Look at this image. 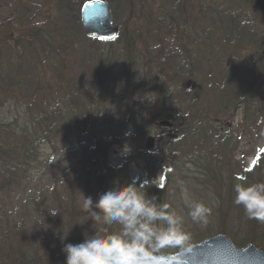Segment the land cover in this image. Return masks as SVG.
<instances>
[{
    "label": "trees",
    "instance_id": "16d2710c",
    "mask_svg": "<svg viewBox=\"0 0 264 264\" xmlns=\"http://www.w3.org/2000/svg\"><path fill=\"white\" fill-rule=\"evenodd\" d=\"M4 1L5 0H0V10L5 6ZM38 1H40L42 5L44 4L46 6L53 3L55 8H57V11L55 10V12L60 13V17H56L57 13H54V19L47 17L46 20L36 23L33 17H28L26 0H20L16 7L19 15L18 20L15 22L16 26L12 25L13 23L10 22H5L0 25V92H3V95H1L4 97L5 95L6 97H9L10 95L13 101L12 105L15 106H17L20 101L27 108L26 112L31 114L29 119L25 117L22 119L20 116L14 117L13 115L1 116L0 114V180H5V185L19 186L29 182L31 175H29L28 172L32 167L31 163H36L38 161L41 162V160L47 156L41 152V144H48L51 148H55V144L52 141L53 137L51 136H58V127L61 129V133H69L74 138H76L78 133L83 130H87L86 132L90 131L92 124L90 122L88 123V113L93 114V112H89L88 106L87 117L82 121L78 118V114H75L74 107L63 108L59 107V105H48V101L50 100L49 98H54L51 97L53 93V82H51V79L53 77L50 75L55 74L54 77H57V75L64 76L65 73L69 72L70 67L72 70L73 68L77 69V63H75L76 60L71 61L74 62L73 65H69L71 62L69 63L67 61L69 58L72 59L77 57V55L82 52L81 49L85 48L83 45L86 44L84 41H91V44L88 46L89 51H87V56H93L94 58L91 60L95 59L96 61H100L102 68L99 69L95 67V65L91 68L90 64L92 62H90L89 66H83L82 70L85 69L86 73L89 72L95 82H101L100 84H96L99 88L116 86V84H120L122 82L119 93H117V91L116 94L110 93L112 96L116 97L110 98L111 100L109 104L111 107H113L115 103L122 105L126 111L128 120L132 121V124L130 127L128 126L127 129L128 132L131 131L129 132L130 138H128L126 133L119 136L114 132L110 135L111 139L101 136L97 139V143L92 145L91 149L93 152L90 160H92L91 162H95L92 163V175L96 180V189L93 193L94 195H92L94 201L99 198L100 194L111 189L116 181H119L121 185L132 183L134 181L140 183L138 180L131 179L129 175L127 176L123 166L116 167L108 163L107 156L108 151L110 150V144H107L109 142L120 143L124 146H131L132 141L137 139V135L142 137L151 126L159 127L157 125L159 122L158 120L162 118V120H168L172 123V127L170 128L162 127L167 131L173 132L174 130H178V125H181V127H185L184 132L186 134H191L194 137L199 136V139L202 142L208 143L211 138H216L217 140L214 141L216 151L212 152L209 158L213 159L214 163L216 160L224 162V159L230 158L232 150L236 147L238 148V145L241 143L238 137L241 136L243 138L247 128H249L252 124L255 125L253 121L258 120L255 122H259L258 118L264 114V91H262V87L264 86V28L256 24V18L253 15L247 16L251 18L244 21L243 19L246 15L240 12L237 8L234 6L232 9L224 7V5L216 3L214 0H169V6L171 9H168L167 0H150L151 6L146 9L144 14V7L149 0H131L132 4L130 3L131 9L128 16L132 18L134 17L135 22V19H137L135 16L139 14L138 19L142 24L145 22H147L150 26H154L156 24L157 29L154 27L153 33L163 32L162 25H166L167 22L168 25L171 24V22L168 21L169 19H171L172 22L174 19H178V21L181 22L180 25L176 23L174 26L177 28V32H175V36L173 37L174 41L172 45L178 46L182 50L181 55L183 60L181 61L185 71L183 74H178L176 67L172 68L168 65V53H171V51L165 50V48L163 49V44L160 43L158 44V49H163L165 51L162 53L161 58L156 59L155 61L146 53L142 56V58L148 59L147 62L151 63H148V65L152 70L147 76L145 75L147 77V81L144 80V77L136 80L133 79V72L135 71L136 66H132L131 61L129 62L130 65H126L127 61L123 64V68L120 69L119 78H117L115 83L111 84L107 81L103 82L100 76L108 79L111 78L109 61L111 56L110 54L114 51V40L104 41L88 37L82 28L80 14L81 8L86 1L90 0ZM101 1L107 2V0ZM119 1L125 2L127 0H116L118 4H120ZM245 1L246 3L243 5L244 8L254 5L256 8L255 14L257 16L262 15L264 18V0ZM108 2L111 6L113 14L114 3L109 0ZM248 3L251 5H248ZM42 10L40 9L38 13L40 14L39 17H41V14H44L42 13ZM1 17L2 16H0V19H2ZM143 17L145 20H143ZM157 17L161 18L158 19L159 22L156 20ZM7 18L8 16L4 17V19ZM66 18L70 20L67 21ZM132 18L128 17L126 24H132L130 22L133 20ZM71 20L74 21V23L70 22ZM204 20L205 24L202 23ZM218 21L221 24L220 31H222L224 35L222 40H220L218 36L214 37L217 33L215 28H212L215 22ZM194 23H197L196 26L198 28H190V26ZM209 24H212V27L209 26ZM118 26L120 28V24ZM72 27H74L73 31H75V35L77 36L76 39L71 38L70 30ZM236 32H238L239 37L237 36L236 39H233L232 36ZM161 36L163 37V35ZM54 37L58 38V42L55 43ZM118 38H120L122 42H120V51H118V49L117 54H121L122 52L125 58L129 60V54L126 53V50H128L126 48V43H131V48L134 44L132 49L135 50L138 46L140 48V44L134 43V38L128 34H119L117 39ZM94 41H99L100 43L102 42V45L100 46L98 44L100 47H96L93 44ZM247 41H249L250 48L255 51V54H253L251 58L247 57L243 61V55L241 56L237 53V49L240 50L241 47H244V43ZM203 48L205 49V53L210 56V61L215 64L216 60L215 65L219 68V70H215L218 73L220 71L224 75L225 80H227L224 84L222 82H218L219 84L212 85V89H215V91L221 89L222 85H224L222 93L217 97L218 99L215 106L217 108H221L222 112L220 114L231 116L237 115V117L242 118L241 125H236L237 131L234 133H225L224 131V133H221L219 131L217 134L205 127L206 124H211L214 120L218 123L220 121L219 116L214 118L210 114L211 107L207 106L206 109L204 103L205 101L200 103L197 107L198 110H203V114L190 113L183 109L185 108V105L188 104L186 102L187 99L191 98L192 88L189 86L190 83H192V78H195L196 75L198 76L201 69L203 70V64L201 65V63L204 57L199 60L196 58V52L198 49ZM148 50L151 52L149 48ZM216 50L220 51L219 57H222V60H220L219 57L218 59H215L214 56ZM56 52L68 54L65 60L62 58L59 59V70L56 67L50 66L51 58L58 55ZM207 54H205V57ZM206 58L208 59V57ZM30 75L35 76V79H33L36 84L32 87L35 88V92L40 93L41 98L42 96H46L41 99L38 104H32L34 97L32 100H30V98L27 100V97L22 92L27 80L32 79L28 77ZM176 78L182 81H186L188 78L189 85L182 84ZM148 81L150 84H145ZM145 86H150V89L145 91ZM207 86L209 87V85ZM63 87L67 88L69 86ZM202 88L204 89V87ZM210 88L211 87H209V89ZM122 90L123 94L121 93ZM139 90L143 91L139 92ZM30 91H33V89ZM41 91H43V93ZM65 91H67V89H65ZM208 92L209 90L205 92V95H207ZM99 94L102 95L103 100L106 99V95L101 91H99ZM67 95L71 98L75 97L71 95L70 91ZM31 96H33V94ZM175 102H179L181 105H178L177 108L174 106ZM89 103H91V99H89ZM148 105H154L153 108L160 106L164 112L151 115L152 113L146 111ZM0 106H3L2 103H0ZM193 107L194 106H191V108ZM37 112L38 115H36ZM105 112H107L108 115L109 111L106 108L103 110V120L110 118L105 115ZM59 115H62L63 117ZM90 116L93 117L91 114ZM70 117L73 118L71 121ZM97 117H100V114H98ZM95 120L96 121H94V123L98 121V119ZM54 131H57V134L53 133ZM107 131V133L111 132L110 130ZM233 134H235V138H237V141L239 140V142H237L236 139L233 141L231 137ZM180 135L181 134L179 133H172L169 134L165 140L167 147L171 150V155L169 157H171L172 162L179 159L182 154H185L184 149H186V147L195 148L196 150L198 149L197 141L188 143L184 140V137ZM165 136H167V134ZM237 143L238 145L236 146ZM214 146L209 145V147L215 149ZM68 148L72 149L70 147ZM79 149L80 147L74 151L78 152L77 150ZM217 149H219L220 152ZM170 152L168 151V154ZM196 156L197 154H192V157ZM98 161L102 163H96ZM204 169L208 171H202L200 174L196 172V185H201L205 183V181L211 185L214 183V185L209 188L213 189L216 185L215 188H217V191L215 192L214 199H216L218 204H220L221 200L229 198L230 206L228 209L232 210L228 211H235V215L237 214L238 217L234 218L237 221H244L245 223L250 224L249 226L252 228H249L246 225L243 226L249 234V236H247L248 238L244 242L234 240L233 238L235 237L228 231L229 229L224 226L218 227L213 231L206 232L203 237H195L191 242L193 243L199 241L209 235L220 232L230 236L239 247H244L250 243H259L255 239L264 237V223L254 219H248L245 215L243 207L234 204L233 201L235 193L233 191V187L236 183L240 182L254 183L264 181V147L260 148L257 152L253 165L242 168L240 172L232 170L229 177L226 179L221 177L216 171L212 172V168ZM165 173L166 178L162 183H158L152 178L145 181V184L148 185L146 189L148 194L150 196L155 195L162 202L165 201L164 195L167 192L166 188L170 181L168 172ZM203 179H205V181ZM220 185L226 186L227 193L224 192L221 194L222 190H218ZM46 198L47 192L39 190L37 195L33 194V196H28L26 200L24 199L27 204L25 205L23 212L19 213L21 222L18 227L21 228L30 221L29 217H31V211L32 214L38 213L40 217L46 221H52L56 232L60 233L62 228L63 236L70 239V242L67 243H81L78 235L73 234V230L68 228L69 222L71 221L63 222L64 225L62 226L61 220L59 219V206L55 207L54 210H51L47 202L44 203ZM70 208L72 209L71 214H76L75 216L71 215V218L74 217V219H77L82 217L81 205L77 200H72ZM51 213L57 214L52 215ZM8 214L9 213H6L4 209L0 211V235L2 234L1 229L3 223H5L6 227L10 226V215ZM216 216L227 218L228 214L221 215L216 213ZM83 217L85 218L87 215ZM16 228L14 227L15 231L17 230ZM237 228L241 230L242 225H237L235 229L238 230ZM251 236L255 237V239ZM1 238L0 258L4 259L5 264H39L40 258L37 257L34 260L31 257V253L25 250L29 249V246L21 245L22 247H16L15 245H10L9 247L4 248L2 243L3 239ZM63 246L64 244L62 243L57 244L56 247L51 246L53 248L52 251H46L47 248L42 249L45 252L44 256L47 258L41 260L43 262L42 263L40 261L41 264H49V262L51 264H66V254L62 251ZM33 248L41 249V247L38 246Z\"/></svg>",
    "mask_w": 264,
    "mask_h": 264
},
{
    "label": "rangeland",
    "instance_id": "374dc122",
    "mask_svg": "<svg viewBox=\"0 0 264 264\" xmlns=\"http://www.w3.org/2000/svg\"><path fill=\"white\" fill-rule=\"evenodd\" d=\"M20 0H5V6L0 10V16H2L0 19V25L3 23H13L12 25L16 26V20H18V13L16 10L17 3H19ZM110 2L113 1L114 3V9L112 14V21L115 25L120 24V35L128 34L134 38V43H139V46L135 49H132L134 47V44L131 48V43H126V53L129 54L128 57L130 58L127 60L125 58L124 54H117V50L120 48V42L122 40L120 38L114 39V51L110 55V68L111 69V78L108 79L106 77L100 76L101 80L107 81L108 83H115L117 78L120 76V69L123 68V64L127 62L126 65H130V61L132 62V66L135 67V71L133 72V79H140L144 77V80L147 81V75L149 72H151V67L148 65L151 64L150 62H147L148 59L142 58L143 54H147L152 59L156 61V59H159L162 57V53L165 52V50L171 51V53H168V65L172 68L176 67V70L178 71V74L184 73V68L182 66V50L178 46H174V36L175 32H177V28H175V24H181L178 19H174L172 22L171 19H167L171 22V24L168 25V22L166 25H162L163 32H154V27L156 28L157 25L150 26L145 22L144 24L141 23L138 19V15L135 16V22L134 17L128 16L130 14V3L131 0H127L125 2H120L118 4L116 0H109ZM216 3H220L221 5H224V7L228 8H237L240 12L244 13L246 17H244V21L249 20L251 16L253 15L256 18V24L264 28V18L261 16H257L255 14V6L248 3V5H251L250 7L244 8V3H246L245 0H214ZM108 2V0H107ZM109 3V2H108ZM132 4V3H131ZM150 0L147 2L146 6L144 7V14L147 8H149ZM168 9H171L169 6V0H167ZM26 5L28 7V17H33L34 21L36 23L42 22L43 20H46L47 17L55 18L54 13H57L56 17H60V13L55 12L57 8H55V5L53 3H50V5H42L40 1L38 0H26ZM40 9L42 10L41 17L39 13ZM221 9V6H220ZM57 11V10H56ZM254 12V13H253ZM174 14V13H173ZM8 16L7 19H4V17ZM146 16V15H145ZM132 18L130 22L132 24H126L127 18ZM243 17V16H242ZM160 18V17H159ZM157 17V21L159 22V19ZM67 21L70 19L66 18ZM161 19V18H160ZM143 20L145 18L143 17ZM73 22L74 21H70ZM117 23V24H116ZM119 23V24H118ZM205 24L204 22H202ZM147 24V25H146ZM197 23H194L190 26V28H195ZM203 25V24H201ZM212 24H209L211 26ZM167 26V27H166ZM212 27V26H211ZM221 24L218 22H215L214 26L212 28H215L217 35L220 40L223 38V33L220 31ZM198 28V27H197ZM157 29V28H156ZM74 27L70 30V35L72 39H76ZM196 32V31H195ZM139 34V35H136ZM141 34V36H140ZM163 35V37L161 36ZM238 36V32H236L232 37L233 39H236ZM239 37V36H238ZM121 40V41H120ZM55 43L58 42V38L54 37ZM86 44L83 45L82 52L77 55L75 58H69L67 62L75 61L77 63V69L72 70L70 67L69 72L65 73L64 76L57 75V77H54L55 74H51L53 78L51 79V82H53L52 85V96L54 98H49L48 105H59V107L63 108H75V114H78V118L82 121L87 117V106L89 112L88 113V123L90 122L91 129L90 131L86 132L87 130H83L80 133H78L77 137L74 138L69 133H61V129L58 127V136L52 135V141L55 144V148H51L48 144H41L40 150L42 153H44L46 158H43L41 162L31 163L32 167L29 170L28 174L31 175V179L28 183L21 184V185H5V180H0V211L5 210L6 213H9L10 215V223L9 227L5 226V223L2 224V234L0 235V238L3 239L2 243L4 245V248L9 247L10 245L21 246L26 245L29 246V249H24L31 253V257L35 260V258L39 257L40 261L43 259H46L47 257L44 256L45 252L42 249H46V251L50 250L52 251V247H56L57 244H66L67 242H70V239L68 237H64L61 228V232H56L54 223L52 221H46L38 213L32 214L30 211L29 219L30 221L27 222V224L23 225L21 228L20 226V214L24 210L25 205L27 202L25 200L28 198V196H33V194H38L39 190L47 192V198L44 203L47 202L49 208L51 210H54L55 207L59 206L60 208V220L62 226L64 225L63 222L71 221L69 222L68 228H71L73 230V234H77L80 242H83L85 239V234L93 235L94 234V228L93 224L94 221L90 218L88 212L84 210V200L85 197L94 195V191L96 189V180L92 175V163H95L94 161L91 162L90 157L92 156L93 150L92 145L97 143V139L101 136H105V138L111 139V134L114 132L116 135L121 136V134L126 133L128 138H130L129 131L128 132V126L132 124V121L128 120L127 114L125 109L122 107V105L114 104L113 107L110 106V98H115L116 96H112L110 93L116 94L120 92V88L122 85V82L120 84H116V86H111L108 88L105 87H97L96 84H100L101 82H95L93 80V77H91L90 73H86L85 69L82 70L83 66H89L90 64L91 68L97 67L99 69L102 68V65L100 61H96L93 56H87L88 55V46L91 44V41H84ZM96 42V43H95ZM162 43L163 49H158V44ZM93 44L96 47H100L102 45V42L94 41ZM100 46H99V45ZM245 46L241 47L240 50L237 49V53H239L241 56L243 55V61L247 57L251 58L253 54H255V51L250 48L249 41L244 43ZM151 52H149L148 48ZM175 49V50H174ZM112 50V47H111ZM120 51V49L118 50ZM243 52V53H242ZM58 53V52H56ZM67 53V52H66ZM220 51H215V59H218L220 56ZM205 49H198L196 52V58L197 60L203 58L202 60V67L201 72L196 75L195 78H192V83H190V86L192 88L191 90V98L187 99V105H185L184 110L190 113H204L203 110H198V106L200 103L204 102L206 109L207 106L211 107L210 114L216 118L217 116L220 117L219 123L214 120L211 124H206L205 127L208 130H212L213 132L217 133L220 131L221 133H234L236 132V125H241L242 118L237 117V115L231 116V115H224L220 114L222 112L221 108H217L215 106V103L217 102V97L222 93L223 86L221 89H218L215 91V89H212V85L219 84L222 82L223 84L227 81L225 80L224 75L219 71V73L215 70H219V68L215 64L210 61V56L207 54L205 57ZM58 56V57H57ZM55 55L50 60V66L56 67L59 70V59H66L68 54L65 53H58V55ZM195 59V57H194ZM222 60V57L220 58ZM251 60V59H250ZM96 61V62H95ZM242 62V61H240ZM74 62H71L69 65H73ZM86 64V65H85ZM215 67V68H214ZM54 72V71H53ZM146 75V76H145ZM204 75V76H203ZM263 76V74H262ZM30 78H34V75L28 76ZM28 79L27 83L25 84L24 88L22 89L23 94L27 97V100L34 97L32 100V104H38L41 99L45 98L46 96H40V93L35 92V88H32L35 86L36 82L33 79ZM177 79V78H176ZM182 84L189 85V80L187 78L186 81H182L180 79H177ZM176 82V80H175ZM215 82V83H214ZM219 82V83H218ZM208 83V84H207ZM145 84H150V82H146ZM211 87L209 89V87ZM63 86H69L67 88H64ZM125 86V85H123ZM204 87V89L202 88ZM145 91L150 89V86H145ZM143 88V90H144ZM33 91H30L32 90ZM67 89V91H65ZM123 89V88H122ZM127 89V88H125ZM187 89V86H186ZM264 89V86L262 87V91ZM143 90H139V92H142ZM208 94L205 95V92L208 91ZM66 94H64V92ZM71 92V95L75 96L74 98L68 97V92ZM99 91H101L103 94L106 95V99L103 100L102 95L99 94ZM34 92V93H33ZM43 93V91H41ZM126 92V91H125ZM123 94V90L121 92ZM210 93V94H209ZM262 93V92H261ZM3 92H0V103H2L3 106H0V114L1 116L5 115H13L14 117L20 116L25 117L27 119L30 118L31 114L27 113V108L24 104H22L19 101V104L17 106L12 105V97L9 95V97L2 96ZM33 94V96H31ZM45 95V94H43ZM55 95V96H54ZM119 95V94H118ZM117 95V96H118ZM172 95V94H171ZM173 96V95H172ZM66 97V98H65ZM89 99H91V103H89ZM119 99V98H118ZM106 100V101H105ZM263 102V101H262ZM261 102V103H262ZM178 105H181L179 102H175L174 106L178 108ZM191 106H194L191 108ZM154 105H148L146 111L149 113H152L151 115L155 113H162L164 110L160 106H156V108H153ZM33 108V107H32ZM107 109V112H105V115L107 117L106 120H103V110ZM133 108V107H131ZM38 109V108H37ZM2 111V112H1ZM90 114L93 116L91 117ZM98 114H100V117H97ZM38 115V112L36 113ZM164 115V114H160ZM11 116V117H13ZM62 116V115H59ZM63 117V116H62ZM76 118V115H75ZM213 119L212 117H210ZM73 118L70 117V121ZM95 119H98L96 123ZM259 119V122H255L258 120H254L253 123L256 125H251L249 128H247V131L245 132L244 137L241 136L238 137V139L241 141V143L238 145V148L232 150V154L229 159H224V162H221L219 160H216L214 163L213 159L209 158L210 154L214 151H216V147L214 146V141H216V138H211L209 142H202L199 139V136L194 137L191 134H186L184 132L185 127H181V125H178V130H174L173 132L167 131L166 129L162 128L160 125L159 127L151 126L147 131L145 132V135L143 134L142 137L140 135H137V139H134L132 141L131 146H124L120 143H114L109 142L107 145L110 149L108 151V163L112 164L116 167H122L125 171V174L133 179L138 180L140 183H145V181L148 179H154L158 183H162L165 181L166 173L169 174V185L167 186V192L165 193V201L166 203H169L172 207H174L178 212H181L185 216V223L187 230L192 235L193 238L197 237H203L204 234L208 231H213L214 229L218 227L224 226L225 228L229 229L228 231L235 237L234 240H238L240 242H244L249 236L247 230L243 226H247L249 228H252L249 226L250 224L245 223L244 221H237L234 217H238L237 214L235 215V211H228L232 209H228L230 206L229 198H226L225 200H221L220 204L214 199L215 192L217 191L216 185L213 189L209 188L211 185L208 182L205 181V183L201 185L197 184V173H201L202 171H208L204 168H212V172L216 171L220 174L221 177H224L225 179L229 177L231 171L240 172L242 168H246L247 166H251L254 164L255 157L257 155V152L260 150V148L264 147V114L261 115ZM80 120V122H81ZM118 120V121H117ZM158 120V119H157ZM162 120V118L160 119ZM158 120V121H160ZM94 123V124H93ZM110 130V133H107ZM133 130V129H132ZM42 131V130H41ZM106 131V133H105ZM224 131V132H223ZM53 133L57 134V131H54ZM61 133V134H60ZM181 134L180 136L184 137V140L188 143L191 142H198V149L195 148H189L186 147L184 149V153L182 156L179 157V159L175 160L174 162L171 161V150L166 145V138L169 136V134ZM167 134V136H165ZM97 136V137H96ZM148 136H153L155 138V145L152 148H147L145 146V143L147 141ZM179 136V137H180ZM96 137V138H95ZM165 137V138H164ZM233 141L235 138V134L231 135ZM51 139V138H50ZM133 139V138H132ZM131 139V140H132ZM239 140L237 142H239ZM103 144V143H102ZM209 145H213L215 149L209 147ZM208 146V147H207ZM68 147L72 148L69 149ZM80 147L78 152H75L74 150ZM207 147V148H206ZM82 148V149H81ZM209 149V150H208ZM219 152L220 150L217 149ZM168 151L170 152L168 154ZM192 154H197L196 157H192ZM189 157V158H186ZM213 161V162H212ZM223 161V160H222ZM52 162V163H51ZM96 163H102V162H96ZM213 165V166H212ZM197 172V173H196ZM204 178V177H202ZM201 178V179H202ZM200 179V178H198ZM23 182V181H22ZM200 186V188H199ZM17 187V188H16ZM219 191L222 190L223 194L226 192V186L220 185ZM220 193V192H219ZM227 193V192H226ZM85 196V197H84ZM195 199V200H202L206 204H208L212 208V215L209 218L210 222L208 225H198L194 224L191 219L187 216V208L185 206V198ZM30 198V197H29ZM25 199V200H24ZM77 200L81 205V214L82 217L74 219L71 218V215H76L75 213H72V209L70 208V205L72 203V200ZM94 200V198H93ZM8 211V212H7ZM228 211V212H227ZM216 213L218 214H228L227 218L217 217ZM233 213V214H232ZM18 214V215H17ZM87 215V217H83ZM2 221V220H1ZM242 225L241 230H236L235 227L237 225ZM228 225V226H225ZM17 226V228H16ZM14 227L17 229L15 231ZM247 234V235H244ZM19 235V236H17ZM230 235V234H229ZM252 237V236H251ZM255 239V237H252ZM233 240V241H234ZM259 243H253L256 246L262 248L264 251V237L255 239ZM235 243V241H234ZM41 247L40 248H33V247ZM52 246V247H51ZM22 247V246H21ZM33 248V249H31ZM66 257V255H65ZM37 260V259H36ZM39 261V264L41 262ZM46 262V261H45ZM49 262V261H48ZM59 262V261H58ZM43 263V262H42ZM0 264H5L4 259L0 258ZM49 264H51L49 262Z\"/></svg>",
    "mask_w": 264,
    "mask_h": 264
},
{
    "label": "clouds",
    "instance_id": "9594fccd",
    "mask_svg": "<svg viewBox=\"0 0 264 264\" xmlns=\"http://www.w3.org/2000/svg\"><path fill=\"white\" fill-rule=\"evenodd\" d=\"M147 186L116 181L95 201L84 196L83 207L94 221V234L86 233L81 243L64 244L66 264H160L164 254H170L171 264H185V256L194 247L185 216L150 196ZM233 191L234 204L243 207L247 218L264 223V181L236 183ZM185 206L194 224H209L212 208L208 204L186 197Z\"/></svg>",
    "mask_w": 264,
    "mask_h": 264
},
{
    "label": "water",
    "instance_id": "95a60500",
    "mask_svg": "<svg viewBox=\"0 0 264 264\" xmlns=\"http://www.w3.org/2000/svg\"><path fill=\"white\" fill-rule=\"evenodd\" d=\"M81 23L87 36L111 40L114 39L119 28L112 24L110 5L104 1L91 0L83 4L81 9ZM160 126L171 127L172 123L162 120ZM155 138L149 136L146 147L152 148ZM192 253L185 256V264H264V251L251 244L238 247L234 241L224 233H216L193 243ZM160 264H171L170 254L160 258Z\"/></svg>",
    "mask_w": 264,
    "mask_h": 264
}]
</instances>
